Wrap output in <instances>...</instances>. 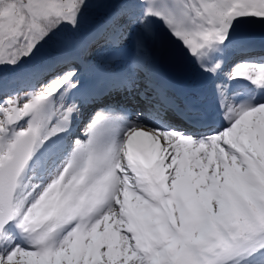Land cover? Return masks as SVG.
Wrapping results in <instances>:
<instances>
[{"label":"snow or ice","instance_id":"obj_1","mask_svg":"<svg viewBox=\"0 0 264 264\" xmlns=\"http://www.w3.org/2000/svg\"><path fill=\"white\" fill-rule=\"evenodd\" d=\"M257 28L264 0H0V264H264Z\"/></svg>","mask_w":264,"mask_h":264},{"label":"rangeland","instance_id":"obj_2","mask_svg":"<svg viewBox=\"0 0 264 264\" xmlns=\"http://www.w3.org/2000/svg\"><path fill=\"white\" fill-rule=\"evenodd\" d=\"M246 38L247 39H252L251 41L253 42V44H256L260 40H261L260 42L264 41V34L261 33V31L259 30V28H257L252 33H247L246 34ZM259 47H260V45H259ZM259 47H256L255 46L254 49L259 48ZM250 56H252V55H250ZM80 67H81V71H84L86 73L85 76L86 75H89V76H91L92 79H94V75H93L94 73L91 71L90 63L87 60H85L80 65ZM192 79L194 80V82H191ZM188 83L192 84L191 88H194V87H197L198 86V82H197V80H196V78H195L194 75L191 76V78L189 79ZM188 86L190 87L189 84H188Z\"/></svg>","mask_w":264,"mask_h":264},{"label":"bare ground","instance_id":"obj_3","mask_svg":"<svg viewBox=\"0 0 264 264\" xmlns=\"http://www.w3.org/2000/svg\"><path fill=\"white\" fill-rule=\"evenodd\" d=\"M249 40H252V39H249ZM260 41H261V40H260ZM260 41L257 42V43L255 44L256 47H258V43H260ZM263 47H264V46H263ZM262 54H264V48L262 49V52H254V51H252V52L250 53V55H252V56H259V55H262ZM117 99H119V97H118Z\"/></svg>","mask_w":264,"mask_h":264}]
</instances>
